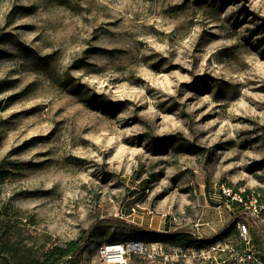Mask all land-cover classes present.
Masks as SVG:
<instances>
[{
  "label": "rangeland",
  "instance_id": "rangeland-1",
  "mask_svg": "<svg viewBox=\"0 0 264 264\" xmlns=\"http://www.w3.org/2000/svg\"><path fill=\"white\" fill-rule=\"evenodd\" d=\"M0 103V264L148 233L201 263L215 187L264 190V0H0Z\"/></svg>",
  "mask_w": 264,
  "mask_h": 264
},
{
  "label": "built area",
  "instance_id": "built-area-1",
  "mask_svg": "<svg viewBox=\"0 0 264 264\" xmlns=\"http://www.w3.org/2000/svg\"><path fill=\"white\" fill-rule=\"evenodd\" d=\"M216 193L224 200L222 205L231 210L235 205L240 215L234 225L237 234L231 242L222 241L218 232L215 236L198 238L205 245L199 249H192L193 256L202 257L201 263L191 260L187 264H264V195L256 191L233 190L227 184L215 187ZM200 227L213 226L209 222L195 224ZM262 233V240L256 243L252 231ZM212 253V255H211ZM196 259V256H194ZM99 264H168L167 246L158 242L129 240L102 245L98 250ZM176 264V263H175Z\"/></svg>",
  "mask_w": 264,
  "mask_h": 264
},
{
  "label": "trees",
  "instance_id": "trees-1",
  "mask_svg": "<svg viewBox=\"0 0 264 264\" xmlns=\"http://www.w3.org/2000/svg\"><path fill=\"white\" fill-rule=\"evenodd\" d=\"M222 4H225V2L221 1ZM0 112H1V103H0ZM3 164L0 165V167ZM6 174H8V171H2L0 172V175H2L3 178L6 177ZM262 194L264 195V190H260ZM3 218L2 214L0 212V219ZM2 231L6 232L5 230L9 227V225L4 224L2 222ZM233 229H235V225H231L230 228H228L223 235L230 236L233 233ZM139 237H144L142 234L139 235ZM128 238H124V242H127ZM144 239L147 242H164V243H170L172 245H193L195 246L197 243L194 241L192 235L189 234H175V235H168L165 233H148L145 235ZM135 240V239H134ZM123 242V241H122ZM87 243V242H86ZM85 240L82 238L77 240H71L68 241V243L64 245H58L53 244L52 247H50L48 250L44 251L41 256L34 259H18V256L14 257L15 259H18L17 263H11V264H75L74 257L76 255L84 252V249L86 248ZM119 243L115 240H109L108 244H114ZM201 244V243H200Z\"/></svg>",
  "mask_w": 264,
  "mask_h": 264
},
{
  "label": "crops",
  "instance_id": "crops-1",
  "mask_svg": "<svg viewBox=\"0 0 264 264\" xmlns=\"http://www.w3.org/2000/svg\"><path fill=\"white\" fill-rule=\"evenodd\" d=\"M259 245H260V242H259Z\"/></svg>",
  "mask_w": 264,
  "mask_h": 264
}]
</instances>
